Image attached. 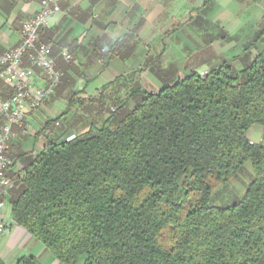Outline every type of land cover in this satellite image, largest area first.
Listing matches in <instances>:
<instances>
[{
	"label": "trees",
	"instance_id": "obj_1",
	"mask_svg": "<svg viewBox=\"0 0 264 264\" xmlns=\"http://www.w3.org/2000/svg\"><path fill=\"white\" fill-rule=\"evenodd\" d=\"M142 93L100 128L26 153L7 198L12 221L60 264H264V145L248 137L264 129V47L241 69L223 63ZM246 164L242 199L211 205Z\"/></svg>",
	"mask_w": 264,
	"mask_h": 264
},
{
	"label": "rangeland",
	"instance_id": "obj_2",
	"mask_svg": "<svg viewBox=\"0 0 264 264\" xmlns=\"http://www.w3.org/2000/svg\"><path fill=\"white\" fill-rule=\"evenodd\" d=\"M153 1L155 3L149 6L152 14L150 12L147 16V35L144 32L142 37L139 36V18L135 19L138 16L130 14L125 20L126 23L130 22L126 29L129 34L126 43L132 42L127 60H119L120 55L116 54L117 48L121 49L125 42H115L110 46V52L81 62L77 61L74 50L70 47L56 46L60 56L54 59L61 62L63 70L71 69L74 75L66 76L65 72L57 68L63 73V77L53 99L62 98L76 102L61 120L65 121L66 117L75 114V118L86 120L71 127L78 135L82 134L86 126H91L93 130L100 128L110 114L116 112L119 105L124 106L123 109L135 107L142 92L156 93L162 87L172 85L190 73L202 75L223 63L229 64L235 70L241 69L264 47V0ZM155 15L157 20L150 22L156 18ZM29 16L30 13L23 20L20 16L11 19V27L18 31L19 36L25 19L29 20ZM143 20L144 18L140 21ZM260 32L262 37L253 45ZM63 50L71 55L69 62L61 57ZM94 62L98 63L101 71H106L101 77L96 75L97 72L89 74ZM112 80L114 82L110 85L106 84L101 89L94 88V85L99 86ZM92 82L94 85H90ZM0 85L3 84L0 82ZM87 87L90 89L88 93ZM136 91L139 92L134 96ZM66 107L65 102L59 113L65 111ZM248 137L251 142L264 145L262 127L251 128ZM252 179L251 166L246 164L229 182L213 192L210 204L219 207L232 206L242 199ZM6 212L10 213L8 207Z\"/></svg>",
	"mask_w": 264,
	"mask_h": 264
},
{
	"label": "crops",
	"instance_id": "obj_3",
	"mask_svg": "<svg viewBox=\"0 0 264 264\" xmlns=\"http://www.w3.org/2000/svg\"><path fill=\"white\" fill-rule=\"evenodd\" d=\"M28 1L0 0V19L5 18L3 21L0 20V56L20 43L18 31L16 32L11 27L13 23L11 19L15 16H20L23 20L29 13L30 19L38 10V2L32 3L29 1L28 3ZM154 3L155 1L153 0H62L61 15L54 18L46 30L52 36V40H47V44H57V46L65 48L70 47L74 50L73 52L77 61L81 62L96 57L98 58L99 55L110 52V46L115 42H125L121 49L117 48L116 54L120 55L119 60H127L131 51L130 45H132V42L128 41L126 43V38L129 35L126 29L130 26V22L126 23L125 20L130 14H133L134 17L138 16L135 19L139 18V36L142 37L144 32L147 35L148 28L146 25L149 19L147 16L150 12L152 14L149 6ZM142 18L144 20L140 21ZM157 18L156 16L150 22H155ZM27 20L25 19V21ZM90 69L89 74L97 72L96 75L100 77L104 75L103 72H106L101 71L100 66L95 62ZM35 71L40 72L38 69H35ZM64 72L66 76L74 75L71 69H67ZM96 75L93 77H96ZM112 82L114 81L112 80L109 83H104L99 86L94 85L92 82L90 85L93 84L95 89H101L106 84L110 85ZM4 88L7 89L3 85H0V100L5 98L4 95L6 96L4 94ZM89 88L87 87L86 93L89 92ZM86 93L84 97H86ZM53 97H55V94L48 98L37 111L28 113L23 121L22 127L14 128L17 139L11 145L8 152V157L13 163L16 162L8 173L11 178L17 172L21 171L24 159L27 157L24 156L26 153L34 152L35 154L50 142H59L64 137V134H67L65 133L66 131L77 134L71 130V127H74L75 124L77 125L78 122L86 121L82 118H75L76 114L69 115V118L66 117L65 121L59 120L58 125L53 124L52 129L49 126L44 131H41L46 122L61 114L59 112L62 106H65V102L66 104L68 103V101L62 98L54 100ZM3 121L4 119L0 115V126ZM89 127H84L82 133L86 132ZM7 198H9V195ZM7 207L10 212L8 202L5 200V207L2 210V214L6 220L11 221V213L8 214L6 212ZM27 256L34 257L39 264H60L41 243L17 225H13L8 232L0 235V257L7 264H14L19 258Z\"/></svg>",
	"mask_w": 264,
	"mask_h": 264
},
{
	"label": "built area",
	"instance_id": "obj_4",
	"mask_svg": "<svg viewBox=\"0 0 264 264\" xmlns=\"http://www.w3.org/2000/svg\"><path fill=\"white\" fill-rule=\"evenodd\" d=\"M61 3L62 0H39L38 10L22 26L20 43L0 56V82L9 91V97L0 100V115L4 119L0 126V235L16 225L2 214L5 200L15 187L8 174L13 168L8 152L17 139L14 128L22 127L26 115L37 111L55 93L63 77L56 67L52 46L39 42L40 31L61 15ZM61 57L65 62L71 60L67 50L61 52ZM76 137L70 132L62 140L71 142Z\"/></svg>",
	"mask_w": 264,
	"mask_h": 264
}]
</instances>
